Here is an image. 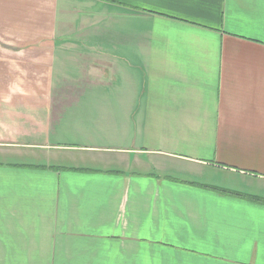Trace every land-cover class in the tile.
Here are the masks:
<instances>
[{
	"label": "crops",
	"instance_id": "crops-1",
	"mask_svg": "<svg viewBox=\"0 0 264 264\" xmlns=\"http://www.w3.org/2000/svg\"><path fill=\"white\" fill-rule=\"evenodd\" d=\"M0 264H264V0H0Z\"/></svg>",
	"mask_w": 264,
	"mask_h": 264
},
{
	"label": "rangeland",
	"instance_id": "rangeland-1",
	"mask_svg": "<svg viewBox=\"0 0 264 264\" xmlns=\"http://www.w3.org/2000/svg\"><path fill=\"white\" fill-rule=\"evenodd\" d=\"M35 163H32V164H30V165H34ZM35 166H42V165H37V164H35ZM88 167H90V168H100V166H97V165H94V166H88Z\"/></svg>",
	"mask_w": 264,
	"mask_h": 264
},
{
	"label": "trees",
	"instance_id": "trees-1",
	"mask_svg": "<svg viewBox=\"0 0 264 264\" xmlns=\"http://www.w3.org/2000/svg\"><path fill=\"white\" fill-rule=\"evenodd\" d=\"M225 191V190H224ZM226 192V191H225Z\"/></svg>",
	"mask_w": 264,
	"mask_h": 264
}]
</instances>
